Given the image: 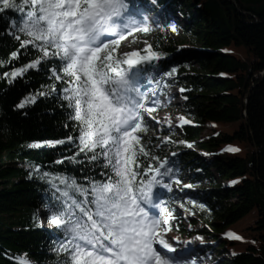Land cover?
I'll use <instances>...</instances> for the list:
<instances>
[{"label": "trees", "instance_id": "16d2710c", "mask_svg": "<svg viewBox=\"0 0 264 264\" xmlns=\"http://www.w3.org/2000/svg\"><path fill=\"white\" fill-rule=\"evenodd\" d=\"M136 2L165 14L164 32L172 24L180 29L178 43H151L160 59L145 64L142 73L155 84L178 78L182 112L189 120L177 131L184 150L171 159L157 147L160 141L149 133L154 132L151 127L145 140L172 169L164 182L175 188V168L183 166L190 171L187 181L192 187H208L169 193L154 189L162 190L158 200L163 199L171 212L168 232L202 240V254L215 262L217 251L230 253V259L217 264H264V0ZM20 17L12 10L0 13V264H17L21 256L30 264H64L66 257L57 252L63 232L47 219L59 193L41 175L74 177L87 186L88 181L103 179V161L90 160L91 153L77 154V140L67 142L78 131L61 99L63 81L52 77L58 60H44L15 79L3 75L40 55L31 47L21 48L11 34L13 21ZM185 44L197 49L178 50ZM53 84L56 92L50 91ZM30 96L36 97L35 103L17 107ZM207 128L212 130L204 136ZM161 129L162 137H175L167 127ZM62 140L65 143H57ZM33 144L41 147H30ZM240 144L242 151H226ZM191 146L207 156L187 151ZM224 232L240 239L220 240Z\"/></svg>", "mask_w": 264, "mask_h": 264}, {"label": "snow or ice", "instance_id": "6c2138e0", "mask_svg": "<svg viewBox=\"0 0 264 264\" xmlns=\"http://www.w3.org/2000/svg\"><path fill=\"white\" fill-rule=\"evenodd\" d=\"M7 10L21 13L11 33L20 47H31L40 55L3 75L15 79L44 60H58L52 77L63 81L61 99L78 131L67 142L77 140V154L91 153L90 160L103 161V179L88 181L87 186L74 177L41 175L59 193L47 219L63 232L57 252L66 257L64 264H171L156 247L176 251L161 236L171 230V212L163 199L155 198L154 189L172 190L163 180L172 169L152 152L151 141L145 140L148 120L154 119L159 101L155 92L142 91L139 83L143 66L160 56L150 45L143 54L114 55L129 35L150 31L147 16L138 20L130 11V0H0V13ZM171 30L176 31L175 24ZM11 56L15 59L18 53ZM50 91H57L55 84ZM35 100L30 96L17 107L23 109ZM179 119L188 123L184 117ZM228 238L240 239L232 233ZM17 264L30 261L21 256Z\"/></svg>", "mask_w": 264, "mask_h": 264}, {"label": "rangeland", "instance_id": "374dc122", "mask_svg": "<svg viewBox=\"0 0 264 264\" xmlns=\"http://www.w3.org/2000/svg\"><path fill=\"white\" fill-rule=\"evenodd\" d=\"M137 1V0H136ZM135 0H130V11L135 15V17H139V20L142 22L143 17L147 16L148 18V25L150 28V31L145 34L143 32H138L133 35H129L125 40H123L117 49V52L114 55L122 56L124 53L131 52V51H141L151 45L155 40L163 41L164 45H170L178 43L179 35H180V29L176 27V31L173 32L171 30V26L166 30V32L163 31V20L165 17V14L161 10H157L154 6H148L145 4H142L140 2H136ZM138 19V18H137ZM158 35L159 38L155 37ZM157 38V39H156ZM146 42V43H145ZM197 49L196 47L185 44L181 45L178 50H194ZM143 53V52H142ZM159 69L153 68V71L156 75L160 76ZM184 76V75H183ZM179 79L175 77H167L166 81L163 83V81H159L158 84H155L153 81L151 82L150 79H147L145 75L141 76V79L139 81L142 91L148 90L149 92H155V98L159 101V104L157 105L156 111L152 113V116L154 119H149V127L153 129L154 132H149L151 136L156 137L159 139V143L157 144V147L161 149V152H164L168 159L173 158L175 154L180 151H183L184 149L179 148L182 144L179 140V128L182 125H185L187 123H183L179 118L184 117L185 120L188 121V118L183 114V99H182V91L179 84L176 82ZM161 127H167L168 129L172 130V132L175 134V137L172 139H166L165 137H162L158 132L162 131ZM208 129V128H207ZM203 130V135L207 136L210 134V130L212 128H209L208 130ZM238 149L242 151L243 147L238 145ZM187 151H195L197 153H200L202 156H207V153H202L199 151V149L195 146H191ZM183 167V166H182ZM177 166L175 168V178L180 181L178 184L179 186H176L172 190L168 191L166 189H163L165 192H175L176 190L179 192H184L186 189L190 190H204L208 187L206 184H201L200 186L196 187H185V185H190L188 180V177L190 175V171H188L187 168H182ZM169 180V179H168ZM225 185V183H223ZM162 194L161 189H157V191L154 190V196L158 200V197ZM154 211V210H153ZM198 212H194V215H197ZM44 226L51 227L49 223L46 221H43ZM230 232H224L220 235V240H226L230 239L228 238V234ZM161 236L169 242L172 247L176 249L175 252H168L166 249L160 248L158 245V250L161 251V253L171 261V264H217V262L220 261V263L225 259H230V253H222V251H217L215 254L216 256V262L212 260V257L209 255L202 254L204 253L201 249V246L203 245L201 242L192 239L187 240L183 237H180L179 235H174L170 232H167L166 234L161 232ZM188 244H192L194 246L189 247ZM215 256V255H214ZM193 257H197L196 260L193 259ZM176 261V262H175ZM181 261V262H180ZM180 262V263H179Z\"/></svg>", "mask_w": 264, "mask_h": 264}, {"label": "bare ground", "instance_id": "6f19581e", "mask_svg": "<svg viewBox=\"0 0 264 264\" xmlns=\"http://www.w3.org/2000/svg\"><path fill=\"white\" fill-rule=\"evenodd\" d=\"M147 79H148V78H147ZM168 243H169V242H168ZM175 262H176V261H175ZM180 262H181V261H180ZM180 262H179V263H180Z\"/></svg>", "mask_w": 264, "mask_h": 264}]
</instances>
